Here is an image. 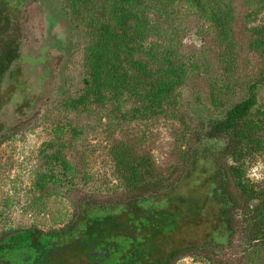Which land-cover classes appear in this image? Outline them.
<instances>
[{
	"label": "rangeland",
	"instance_id": "obj_1",
	"mask_svg": "<svg viewBox=\"0 0 264 264\" xmlns=\"http://www.w3.org/2000/svg\"><path fill=\"white\" fill-rule=\"evenodd\" d=\"M113 2L22 6L21 59L0 87V264H23L26 253L3 250L8 243L22 247L36 232L63 228L89 197L109 206L128 200L127 171L118 164L123 151L150 169L146 180L175 182L171 193L204 202L203 216L182 218L164 242V251L199 247L174 264H264V243L251 237L264 179L248 178L254 168L264 176V0L148 1L149 32L137 56L153 67L166 59L182 73L153 106L109 88L101 100L84 95L88 48L101 24L114 26L107 12ZM256 83L249 119L260 127L258 143L227 159L247 191L229 179L237 206L230 232L211 207L209 174L186 173L191 150ZM171 211L185 216L186 206ZM210 236L222 244L205 243Z\"/></svg>",
	"mask_w": 264,
	"mask_h": 264
},
{
	"label": "trees",
	"instance_id": "obj_2",
	"mask_svg": "<svg viewBox=\"0 0 264 264\" xmlns=\"http://www.w3.org/2000/svg\"><path fill=\"white\" fill-rule=\"evenodd\" d=\"M26 1L0 0V87L12 65L21 59L20 19ZM68 1L74 8L78 3L87 6L91 0ZM148 1L114 0L107 11L114 26L101 24L95 32V42L88 48L90 80L86 81L84 95L92 93L101 100V93L109 88L113 96L126 91L153 106L180 83L182 73L171 62L157 59L154 64L159 66L153 67L137 56L149 32L145 8ZM257 86L251 85L247 98L213 124L198 148L191 150L192 161L186 173L198 169L209 174L213 186L211 207L216 208L217 220L230 232L237 206L229 191V179L243 193L247 191L238 171L227 159L238 157L245 146L258 143L260 127L249 119L257 102ZM83 100L82 97L79 101ZM124 152L118 164L127 171L125 177L131 190L128 200L109 206L89 197L79 204L73 219L63 228L36 232L24 246L8 243L3 250L26 253L27 257L21 259L23 264H174L179 258L194 254L199 247L181 245L164 251V242L182 218H201L204 202L199 204L192 198L171 193L175 182L146 180L151 179L150 169L141 162L130 161ZM201 161L207 164L200 166ZM173 205L186 206L185 216L172 212ZM254 222L252 240L264 243V196L256 205ZM221 241L210 236L205 243L222 244Z\"/></svg>",
	"mask_w": 264,
	"mask_h": 264
},
{
	"label": "clouds",
	"instance_id": "obj_3",
	"mask_svg": "<svg viewBox=\"0 0 264 264\" xmlns=\"http://www.w3.org/2000/svg\"><path fill=\"white\" fill-rule=\"evenodd\" d=\"M249 179H252L254 181H259L261 179H264V176H261L258 174V170L256 168L252 169V174L248 176Z\"/></svg>",
	"mask_w": 264,
	"mask_h": 264
}]
</instances>
